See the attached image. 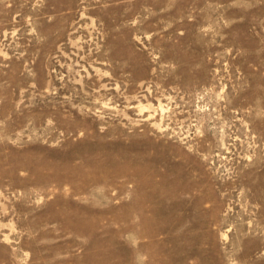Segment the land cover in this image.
<instances>
[{"label":"rangeland","instance_id":"374dc122","mask_svg":"<svg viewBox=\"0 0 264 264\" xmlns=\"http://www.w3.org/2000/svg\"><path fill=\"white\" fill-rule=\"evenodd\" d=\"M0 264H264V0H0Z\"/></svg>","mask_w":264,"mask_h":264}]
</instances>
